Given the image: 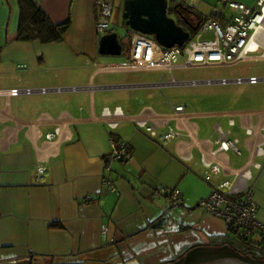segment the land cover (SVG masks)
Returning a JSON list of instances; mask_svg holds the SVG:
<instances>
[{
    "label": "crops",
    "instance_id": "crops-1",
    "mask_svg": "<svg viewBox=\"0 0 264 264\" xmlns=\"http://www.w3.org/2000/svg\"><path fill=\"white\" fill-rule=\"evenodd\" d=\"M32 1L53 23L69 18V27L60 41L20 38L18 0H0V89H64L0 95V264H264L257 234L241 238L198 206L221 181L237 180L240 190H252L264 222V81L177 78L174 70L196 67L183 61L170 69L119 68L133 32L128 26L124 32L127 59L100 53L97 0ZM217 4L196 0L192 21L224 22L230 10L215 16L214 8L223 9ZM243 60H264L263 38ZM248 75L264 73L225 78ZM177 105L182 110L174 111ZM115 108L123 116L111 128L102 112ZM136 118L154 125V137ZM169 126L179 135L164 140ZM216 126L238 151L218 148ZM47 132L55 134L47 138ZM110 137L130 148L112 164L117 192L102 181ZM38 163L45 170L36 178ZM243 172L249 176L238 178ZM157 185L179 189L182 203L170 206L166 195L154 196Z\"/></svg>",
    "mask_w": 264,
    "mask_h": 264
},
{
    "label": "built area",
    "instance_id": "built-area-1",
    "mask_svg": "<svg viewBox=\"0 0 264 264\" xmlns=\"http://www.w3.org/2000/svg\"><path fill=\"white\" fill-rule=\"evenodd\" d=\"M178 1V0H170ZM196 0H182L184 4L194 9ZM222 4L223 9L214 8L215 16H224L223 11L227 8L230 15L222 17L225 19L221 22L215 18H208L202 21L195 34L184 41L182 45L174 44L170 47H163L150 35L135 31L131 35V45L129 50V58L122 61L117 66L125 69H144L159 68L170 69L173 65L179 64V58H182L183 66L197 65H230L243 60L249 53L254 52L262 45L261 33H264V0H256L253 5H248L237 0H218ZM100 5V12L103 18L95 23V30L98 34H104L109 29L108 17L112 12V4L108 0H97ZM211 31L212 38H203V32ZM27 64L19 63L17 68H25ZM264 81V75H248L235 76L232 78L205 79V83H244L251 84ZM196 83V80L188 81ZM77 87H69L66 89H76ZM62 87H11L8 89H0L1 94L17 95L20 93L32 94L35 92L45 93L49 91H60ZM182 105L174 107V111L182 110ZM123 116L122 112L115 108L114 110L104 109L102 118L106 120L109 127L113 128L117 124V120ZM135 123L139 127H143L151 137L155 135L153 124H146L142 118H136ZM216 130L219 133L218 148H232L238 151L235 141L229 139L226 133L218 126ZM58 131V130H56ZM54 132H47L46 137L50 138ZM179 135V131L173 127H168L167 131L162 135L164 140H170ZM110 150L104 157V169L106 174L103 175V184L111 191H118L114 184L112 175V164L117 160H123L130 154V148L125 142H116L113 137L109 138ZM204 164L210 166V163L203 160ZM260 167V163H254ZM216 164L210 166V171H217ZM45 170L43 164L38 163L36 167V178ZM209 174L205 175V179H209ZM249 176L247 172L238 175V178ZM154 196L164 194L168 198L170 206L180 205L182 203V195L177 188H168L157 185L152 189ZM240 193L239 197H235ZM198 206L207 213L222 218L226 226L232 227L236 233L244 239L257 234L261 244L264 246V222L256 216L257 206L252 198V190L244 188L240 190L237 187V180L225 179L218 186L211 189L208 196L198 201ZM106 231V227H103Z\"/></svg>",
    "mask_w": 264,
    "mask_h": 264
},
{
    "label": "water",
    "instance_id": "water-1",
    "mask_svg": "<svg viewBox=\"0 0 264 264\" xmlns=\"http://www.w3.org/2000/svg\"><path fill=\"white\" fill-rule=\"evenodd\" d=\"M167 6L168 0H123L121 21L132 30L153 36L163 47L182 45L190 37V31L177 23L174 17L168 16ZM180 18L190 28H197L199 21L193 24L191 19L182 14ZM121 49L122 45L116 32H106L99 37L100 53L119 55Z\"/></svg>",
    "mask_w": 264,
    "mask_h": 264
},
{
    "label": "trees",
    "instance_id": "trees-1",
    "mask_svg": "<svg viewBox=\"0 0 264 264\" xmlns=\"http://www.w3.org/2000/svg\"><path fill=\"white\" fill-rule=\"evenodd\" d=\"M18 2L20 9L18 36L20 38L26 39L37 37L42 41H60L62 39L64 32L69 27V18L60 23H53L32 0H18ZM194 10L195 9L190 8L182 1L174 3L169 1L167 6V13L172 12L175 16L176 22H179V24L189 29L191 35L194 34L195 30L184 24V22H181L180 15L182 14L186 18L192 20L190 15L195 13ZM197 21H199V19L196 20V22ZM192 22L193 24H196V22ZM128 29L131 32H135V30H132L129 27Z\"/></svg>",
    "mask_w": 264,
    "mask_h": 264
},
{
    "label": "rangeland",
    "instance_id": "rangeland-1",
    "mask_svg": "<svg viewBox=\"0 0 264 264\" xmlns=\"http://www.w3.org/2000/svg\"><path fill=\"white\" fill-rule=\"evenodd\" d=\"M112 4V12L111 15L107 18L109 22V27L115 30L119 35H122V52L119 55H114V58L127 59L126 57V47H128V37L124 35L125 30H127V26L122 23V3L123 0H108ZM219 6V1L218 4ZM168 16L173 17L172 12H168ZM195 18V13L193 15ZM101 16L100 19H102ZM203 38H212L211 31H205L202 35ZM182 62V60H179ZM178 62V63H179ZM264 73V60H241L240 62L234 65H208V66H199V67H183L173 71V75L177 78H217L221 76L229 77L231 75L240 74L245 75L247 73ZM217 85V84H216ZM233 86H242V85H233ZM245 86V85H243ZM249 102L250 100H244Z\"/></svg>",
    "mask_w": 264,
    "mask_h": 264
},
{
    "label": "flooded vegetation",
    "instance_id": "flooded-vegetation-1",
    "mask_svg": "<svg viewBox=\"0 0 264 264\" xmlns=\"http://www.w3.org/2000/svg\"><path fill=\"white\" fill-rule=\"evenodd\" d=\"M174 19H175V16H174ZM181 20H182V19H181ZM181 22H183V20H182ZM177 23H179V22H177ZM150 37L152 38L153 36L150 35Z\"/></svg>",
    "mask_w": 264,
    "mask_h": 264
}]
</instances>
